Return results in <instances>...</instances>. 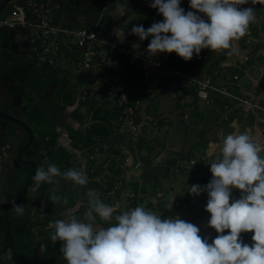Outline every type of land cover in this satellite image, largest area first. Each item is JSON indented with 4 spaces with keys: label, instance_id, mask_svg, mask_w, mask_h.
<instances>
[{
    "label": "rangeland",
    "instance_id": "rangeland-1",
    "mask_svg": "<svg viewBox=\"0 0 264 264\" xmlns=\"http://www.w3.org/2000/svg\"><path fill=\"white\" fill-rule=\"evenodd\" d=\"M50 1L52 2V0ZM137 1L142 11L145 10L143 13L130 12L125 8V3L123 2L117 1L115 3L119 5L118 9L113 12V16L108 15L106 19L107 23H110V31L113 30L114 35L123 34L126 38H129L134 42V45L131 46L133 48L137 45L142 46V48L137 47V51H140L138 53L145 55L147 58L160 59L165 64L182 60L175 52L158 53L155 56L149 55L147 47L152 37L141 41L138 36L131 33V27L134 24H142L147 29L154 22L164 20L158 9L149 6L154 0ZM243 6L257 9L255 11V19L250 22L252 35L247 37V40L241 38L232 40L228 49H202L201 51L205 53L203 58L208 63L216 60L215 58L219 60V65L215 68V79L217 81L226 85L231 91L237 89L236 86H238L239 89L237 90L242 92L247 99L259 101L264 99V2L258 0L256 5H252L251 0H249L248 5H241L240 7ZM180 7L184 8L185 12L192 11L189 7V0H181ZM197 14L204 16L202 13ZM81 23L85 24L83 21ZM257 29L258 31L255 33L254 31ZM30 33L32 34V40L35 42V31L30 29ZM167 35L170 36L171 33ZM64 57L68 59L67 56ZM118 57L119 55H115L112 60L115 70L124 66L121 64V58ZM65 62L66 60H61V64L63 63L66 70L71 73L70 67ZM133 63L134 59L130 58L129 64ZM236 68L241 69L243 74L238 79L232 80L231 78L235 74L234 70ZM107 70V68L103 69L105 73ZM142 70L146 72L145 79L148 77L150 79L147 85L140 83L138 86L139 91H141V98L137 102V106L138 114L141 115L142 121L133 128L132 133L127 128L119 129L117 132L120 135L113 141L114 143H101L100 146L104 148V153L98 156L95 162L89 160V152H82L73 147L68 130V125H72L75 129L84 130L87 128L91 121V114H86L87 109L83 107L81 112L84 113L87 122L86 124H81L73 116V109L77 106H70L66 109L62 121L56 126V130L59 133V138H61L60 144L62 143L61 145L65 146L74 155L73 163L67 169L76 168L80 165L89 178L87 170L91 169L92 172L103 164L105 170L93 178L105 185L107 176L114 174L115 170L120 168L122 172L117 174L116 185L119 186L122 182V185L125 184V189L114 206L117 207L116 209L129 211L137 206H142L146 210L150 209L157 214H161L162 219L179 217L199 227L201 237L209 238V243H212L220 234L207 225L210 219V213L205 211V205L209 198L208 194L203 192L198 196L191 195L188 192V188L195 184L204 186L206 183L205 177H212L210 172L211 163L215 162L216 158L221 155L223 141L228 134L247 133L253 139L263 133L264 123L260 119L263 113L257 112L249 106H243L245 110L241 111L242 113L240 114L243 120H234L230 125L223 126L224 124L221 125L220 121H222L225 113L221 111L217 104L212 102L209 104L207 100H203L199 96L195 98L191 91H184L183 82L182 84H174L173 82L168 84V77L171 76L169 72H164V70L162 71L147 64ZM70 75V83L73 82V85L76 83L80 92L83 93L84 90H87V87H90L91 83L89 80L80 84L79 79L73 73ZM205 75H207L206 72H204L203 76ZM48 93H53L52 88L48 90ZM15 100L22 106L27 103V101L17 97H15ZM241 106L238 103L235 105L238 108ZM258 113L260 118H258ZM253 114L256 115L255 118ZM21 115V118L27 121V115L25 116L24 113ZM15 129L18 133L17 136L10 137L6 141V147L0 149V193L5 185L6 172H9V168L15 165L18 144L27 138L26 133L22 129L17 127ZM142 140L152 147L151 151L144 148L139 149L135 146L137 141ZM112 145L113 148L119 149L118 154L114 153ZM206 150L209 155L208 167L202 172H197V166H194L195 168L189 167V163L186 162L189 160L187 156L194 152L200 158L202 152ZM138 151L141 152L139 155H144V160H141L139 166L132 170L131 168L137 163L135 156ZM114 160L116 166L111 170L110 166L112 165L111 163H115L113 162ZM179 165H182L184 169L178 168ZM168 167L171 168L173 175L165 178L164 175L167 173ZM155 175L160 178L159 186L154 180ZM135 183H139L140 193L139 191L138 193L134 191ZM31 187L30 196L33 197L37 188L36 183ZM142 187L146 189L145 194L147 195L141 191ZM157 192L162 196L160 202L155 198ZM97 194L103 202L108 201L109 197L104 191L97 192ZM84 195L77 196L78 202L75 207H62L60 209L53 207L49 213L42 210V200L33 199L29 202L22 201L20 204L24 205L25 211L23 215L28 220L44 221L47 216L57 218V220H65L73 215L78 218V214L87 210L88 197L86 194ZM238 195H240L238 190L233 188L231 197L239 199ZM231 202L232 199H230ZM154 204L157 205L154 206ZM80 207L83 208V211L78 212V214L75 213ZM153 207L155 208L153 209ZM57 216H59V219ZM107 227V225L103 226L98 223L93 224L94 231ZM209 229L213 233L208 231ZM33 230L37 233L36 227ZM229 233L230 230H225L224 234ZM11 257L12 252L10 250L7 258Z\"/></svg>",
    "mask_w": 264,
    "mask_h": 264
},
{
    "label": "clouds",
    "instance_id": "clouds-1",
    "mask_svg": "<svg viewBox=\"0 0 264 264\" xmlns=\"http://www.w3.org/2000/svg\"><path fill=\"white\" fill-rule=\"evenodd\" d=\"M248 3L249 0H189V7L196 12H185L180 7L181 0H154L149 6L158 9L164 20L154 22L147 29L134 24L131 33L141 41L152 37L147 47L151 56L175 52L190 61L202 49H228L232 40L243 37L255 19L254 7H239ZM257 3L258 0H251L252 5ZM261 151L262 145L247 133L228 134L221 155L211 163L212 179L204 186L195 184L188 188L191 195L208 194L207 225L220 234L212 243L209 238H202L200 228L192 223L179 217L162 219L161 214L142 206L114 215L117 209L105 204L94 189L86 193L88 208L82 219L73 215L49 222L48 228L53 230L50 239L61 242L60 252L67 264H264ZM56 177L70 180L74 185L88 184L82 169L61 172L52 163L46 168L37 167L33 179L39 187L43 183H58ZM233 188L241 191L239 199L231 197ZM49 199L67 204L66 198L56 194ZM11 203L17 215L24 214V205ZM46 206L41 203L42 209ZM97 217L105 222L114 219L116 223L94 231ZM225 230L230 233L224 234ZM242 232H254L251 246L240 238Z\"/></svg>",
    "mask_w": 264,
    "mask_h": 264
},
{
    "label": "trees",
    "instance_id": "trees-1",
    "mask_svg": "<svg viewBox=\"0 0 264 264\" xmlns=\"http://www.w3.org/2000/svg\"><path fill=\"white\" fill-rule=\"evenodd\" d=\"M31 1L41 5L48 4V2H50V6L56 9L55 21L74 28L82 25L80 20H83V22L87 25H91V23L88 21L89 19L92 22H97L107 0H87V2L80 9L72 7V5H70L66 0L65 2H61L59 0H52V2L50 0H26L25 7L27 9L26 13L28 19L32 18V14L27 8L29 7L28 4ZM117 1L125 3V8L130 12H140L142 10L138 1L136 0H114L110 3V10ZM14 10V7L11 6L6 11L4 16L12 14ZM71 10H75L81 19L78 20V15L77 18L75 16H71ZM83 17H85V19ZM106 19L107 18L102 21L99 29L107 36H110V23H107ZM9 29L10 28L8 26L0 27V84L2 81L6 82L9 92L13 93L21 100L27 101L25 104L26 111L24 113L25 116L27 115V121L24 119L23 121L30 125L35 134V140L32 145L35 151V156L33 159L37 162L38 167L44 166L46 168L49 163H52L55 164L61 170V172H63L66 171L68 166L73 163V153L69 152L66 147L59 145V133L56 130L57 124L62 121L66 109L70 106H77L75 109H73V116L79 120L81 124H86L87 122L84 113L81 112V109L86 107V114H91L90 124L84 130L75 129L72 125H68L69 136L72 140V145L74 148L82 152H91L94 150V146L97 144L98 138L102 143H114L113 141H115L120 135L117 132L118 129L116 130L113 124L115 118H117V115L119 114V109L116 107L112 108L107 106V104H105L103 101V97L98 95L100 92H97L96 96L90 95L93 86H96L97 82L95 85L87 87L88 94L83 96L82 92L79 91L78 85L76 83L73 85V82L70 83V74L73 73L72 69L70 68V73L69 70H66V67L61 64V62H59L57 67H47L48 70L44 74L40 71L42 66L38 63L36 53L32 56L27 55L24 57H19L18 55H15L11 52ZM257 31L258 29L254 32L256 33ZM39 49L40 47H37L35 52ZM204 54L205 53L203 51L200 52L199 56H196L194 53L193 59L190 61H185L184 59L177 62L172 61L171 66H175L178 69L197 77H202L204 72H206L207 75L212 78V82L214 84L218 86L221 85V83L215 79V68L219 65V60L215 58L216 60L208 63V61L204 60L203 58ZM63 56H67L68 59L73 57L77 58L76 54L73 55L66 48H64V51L59 54L60 61L62 58L65 59ZM114 56L115 55L112 56V60ZM118 58H121V64L124 66L121 69L113 70L110 77L114 82H116L121 80L119 76L121 75L122 71L125 70L129 73L130 79L132 80V104L135 105L141 98V91H139L138 88L139 84L143 83L144 85H147L150 79L149 77L145 79V71L142 69L136 70L134 67L129 65V58L127 56L119 55ZM157 60L163 61L160 59ZM234 73L235 74L231 78L232 80L235 79V76L240 77V75L243 74L242 70L239 68H236ZM77 79H79L80 84L87 82V79H82L79 77H77ZM172 82L174 84H182L183 81H175L171 77H168V84H171ZM102 86L104 89L106 88L103 84ZM182 87L184 91H191V94H193L195 98H198V94L194 90V87L191 88L185 83L182 85ZM50 88L53 90V93L51 94L48 93ZM236 88L239 89L238 86H236ZM97 89H99V87ZM237 89H235L233 92L239 96L246 97ZM252 101L260 103L264 106V99L259 101L253 99ZM211 102L217 104L222 112H227L230 120L236 119V116L238 113H240L239 110L245 108L241 106L239 108L237 107L232 109L236 105V102L219 93L218 91L213 90L210 94L209 104ZM200 114L204 117L202 113ZM136 121L137 123L142 121L141 115L138 113L136 115ZM13 125L14 124L11 122L9 126L10 128L4 134L1 146L6 144V140L9 135L15 134ZM24 132L26 133L27 138L25 141H21L19 143L18 149H20L21 146L29 140L28 132ZM135 146L139 149L144 148L148 151L152 150V147H150L143 140L137 141ZM112 149L114 153H119V149L117 150L113 148V145ZM193 156H195L194 152L190 153V155L187 156V159H190ZM16 157L17 154L15 155V158ZM113 162H115V160ZM111 164L112 165L110 166V169L113 170L116 166V162ZM91 165H93V163H91ZM76 168L82 169L80 165H78ZM104 170L105 168L103 164L99 165L98 168L94 169L92 172L91 169L87 170V173H89V178L88 184L86 186L74 185V183L70 180H65L62 177H56L55 179L58 181V183L41 184L34 191L33 197L30 196L31 187L28 193L25 195L23 202H29L33 199L42 200L47 205L42 210L46 213H49L53 207L57 209L62 207H75L78 202L77 196H85L84 194H86L89 189H94L97 191H104L105 193L114 191V194L111 195L108 201L104 203L115 206L117 201L121 198L123 190L125 189V186H123L122 189L115 188L117 186V174L121 173L122 171L120 168H118L115 170L114 174L108 175L104 185L101 181L93 178L95 175H98ZM32 171L33 168L30 165H24L21 168H17L15 165L11 166L9 168V172H7L5 175V185L0 193V203H11L12 201L17 202L20 198L23 187L32 174ZM197 172L202 171L199 170ZM172 175L173 173L171 172V168L168 167V171L164 177L169 178ZM211 179L212 177L206 176L205 185L208 184ZM154 180L159 186L160 178L155 175ZM35 183L36 182L34 181L33 184ZM134 191L138 193L139 183L134 184ZM141 191L144 194L146 193V189H144V187L141 188ZM52 194L66 198L67 204H64L62 201L59 203L51 201L49 197ZM87 208L88 207H86V209ZM154 208L155 207H153V209ZM82 211L83 208L80 207L75 213L78 214V212ZM0 214L9 216L14 245V248H12L10 245V234L6 220L0 219V264H67L63 254L60 252L61 242H53L50 239V234L53 230L48 228V224L50 221L57 220V218L55 219L51 216H47L44 221H32L26 219L24 215H17L13 209L3 208H0ZM83 214L84 213L78 214V218L82 219ZM118 214H121L120 209H117L116 213H114V215ZM57 217L59 219V216ZM95 223L101 224L103 226L107 225L109 227L110 224H115L116 221L113 219L112 221L105 222L97 217ZM34 227L37 228V233L34 232ZM10 250L12 252V257L7 258V254Z\"/></svg>",
    "mask_w": 264,
    "mask_h": 264
},
{
    "label": "built area",
    "instance_id": "built-area-1",
    "mask_svg": "<svg viewBox=\"0 0 264 264\" xmlns=\"http://www.w3.org/2000/svg\"><path fill=\"white\" fill-rule=\"evenodd\" d=\"M114 0H107L100 13L99 19L95 24L87 25L82 24L78 27H69L63 23L55 21L56 9L48 4H36L31 1L27 7L32 18L28 19L26 13V4L13 3L14 11L12 14L0 17V27L8 26L10 28L21 26L27 27L35 31V37L39 42V50H36V57L38 63L45 67H57L59 62V54L64 51V48L69 50L73 55L76 54L77 58L62 59L66 60L65 63L72 69L73 74L76 77L82 79H91L94 77V69L98 66L108 64L112 60L113 55H125L128 62L134 59V63L131 64L136 70L142 69L146 64L152 65L161 69L164 72H169L172 79L182 80L189 87H194L198 96L203 100L210 102L211 91H218L224 96L232 99L242 106H249L257 112L264 114V106L260 103L247 99L246 97L239 96L238 94L230 91L226 85H216L212 82V78L208 75L197 77L191 75L188 72H184L171 64H165L164 61L147 58L145 55L138 53L120 43L115 42L102 32L99 27L102 21L111 14L110 3ZM116 1V0H115ZM83 21V20H80ZM252 35L250 24L247 33L241 37L243 40H247V37ZM37 49V48H36ZM63 64V63H62ZM130 65V64H129ZM121 80L114 82L109 74L98 73L97 74V87L94 86L90 92L91 96L98 95L103 97V101L109 107H116L119 109V114L115 118L113 124L116 129L127 128L132 133L133 128L138 124L136 121V115L138 113L137 104L133 103V94L131 91L132 80L130 79L127 71H122L119 76ZM238 79V76L234 77ZM102 84L106 87L103 88ZM99 87V89H97ZM97 89V90H96ZM84 93V94H83ZM83 96L88 94L87 90L83 91ZM127 126V127H126ZM129 128V129H128ZM131 128V129H130ZM101 140L97 139V144L94 146V150L89 152V160L95 162L98 156L104 153V148L100 146ZM141 152H136L135 159L137 163L134 164L132 170L139 166L141 160H144V155H139ZM201 154V153H200ZM202 156L199 158L195 153V156L191 157L188 161L189 167L195 168L197 171H204L209 164V155L207 150L203 151ZM200 160V161H198ZM191 164V165H190ZM178 168L184 169L182 165ZM125 184L116 186L117 189H122ZM96 192H103L97 191ZM106 192L107 197L114 194V191ZM159 202L162 196L157 192L155 196ZM157 201V202H158ZM130 204V202H128ZM157 204H154L156 206ZM126 212L122 209L121 213Z\"/></svg>",
    "mask_w": 264,
    "mask_h": 264
},
{
    "label": "crops",
    "instance_id": "crops-1",
    "mask_svg": "<svg viewBox=\"0 0 264 264\" xmlns=\"http://www.w3.org/2000/svg\"><path fill=\"white\" fill-rule=\"evenodd\" d=\"M137 1V0H136ZM19 4V3H18ZM24 4H25V2H24ZM249 4V3H248ZM248 4H246V5H248ZM21 5V4H20ZM116 5V4H115ZM118 7H119V5H116V7L115 8H113V9H111V14L110 15H112L113 16V12H115L117 9H118ZM240 7V6H239ZM244 7V6H243ZM192 11H194V12H196L195 10H193V9H191ZM257 10V9H256ZM145 11V10H144ZM144 11H140L139 13H143ZM259 15H262V14H259ZM257 17H259V16H257ZM18 27V26H17ZM19 27H21V26H19ZM10 28V27H9ZM21 28H23V30L24 31H26V32H28L29 33V35H30V37L28 38L27 37V35L24 33V32H20V33H18L17 34V36L14 38V39H11V36H10V49H11V52L12 53H14L15 55H18L19 57L21 56V57H24L26 54H24V51L25 50H27V46L25 45H23V42H29L30 43V41H31V44L32 43H34V41L32 40V34L30 33V29L29 28H27V27H21ZM110 38L112 39V40H114L115 42H117V43H120V44H122V45H124V46H126V47H128V48H131L132 50H134V51H137V46L136 47H131V46H133L134 44V42L133 41H131L129 38H126L123 34L122 35H114L113 34V30H111V32H110ZM30 40V41H29ZM36 40V39H35ZM39 42H38V40L37 41H35V47L30 51V47H29V55L30 56H32L33 54H35V49L37 48V47H39ZM138 48H142V46H138ZM137 52H140V51H137ZM64 57V56H63ZM42 67H45V66H42ZM104 68H107L108 70H107V72L105 73V71H103V69ZM95 71L93 72L94 73V77H91V79H89V81H90V83H91V85L90 86H93V85H95V83L98 81V79H97V74L98 73H103V74H109V76L111 75V73H112V71L113 70H115L114 69V66L112 65V60L108 63V64H105V65H102V66H98L97 68H95L94 69ZM87 82H88V80H87ZM219 82V81H218ZM260 100H262V99H260ZM241 105V104H240ZM235 108H237V107H233L232 109H235ZM245 110V108L244 109H241V110H239L240 111V113H238V115L236 116L237 118L236 119H231L230 120V118H229V116H228V113L227 112H224L225 113V115H224V117L222 118V121H220L221 122V125H223V126H227V124H231L234 120H237V121H239V120H243V118L241 119V116H240V114L242 113L241 111H244ZM258 115V118H260L259 117V113L257 114ZM253 116H254V118L256 117V115H254L253 114ZM261 121L264 123V114L261 116ZM230 122V123H229ZM264 130V129H263ZM231 134V133H230ZM264 131H263V133H261V134H259L258 136H256V137H254L253 138V141L254 142H259L261 145H262V151L260 152V156L261 157H264ZM59 140V145H61L60 144V139L61 138H58ZM18 143H19V141H18ZM19 145V144H18ZM63 146V145H62ZM65 147V146H64ZM1 149V148H0ZM7 173V172H6ZM6 179V178H5ZM238 190V194H240L241 195V191L239 190V189H237ZM240 195H238V197L240 198ZM208 231H210V232H212L213 233V231H211L210 229L208 230ZM254 235V232H247V233H244V232H242L241 234H240V238L244 241V243H246V244H248L249 246H251L253 243H254V241L252 240V236Z\"/></svg>",
    "mask_w": 264,
    "mask_h": 264
},
{
    "label": "water",
    "instance_id": "water-1",
    "mask_svg": "<svg viewBox=\"0 0 264 264\" xmlns=\"http://www.w3.org/2000/svg\"><path fill=\"white\" fill-rule=\"evenodd\" d=\"M26 0H0V17L1 16H4V14L6 13V11L11 7L13 6V3H19V4H24ZM70 5H73L71 2H69ZM85 19V17H83ZM91 24H95V22L91 21L90 19L88 20ZM20 32H24L27 37L29 38L30 35L28 32L24 31L23 28L21 27H13V28H10L9 29V34L11 36V39H14L18 33ZM48 70L47 67H41L40 68V71L43 72L45 74V72ZM13 113V112H12ZM12 113L8 114V113H5V112H2L0 111V117H2L3 119L7 120V121H11L17 125H19L21 128L25 129L28 134H29V140L28 142L21 148V150L18 152L17 154V157L15 158V166L17 168H21L22 166L24 165H30L32 166L33 168V171H32V174L30 176V178L28 179L27 183L25 184V186L23 187V190L21 192V195H20V198L19 200L16 202L17 204H20L25 195L28 193V191L30 190L31 186L33 185V182H34V175H35V171L38 167V164L37 162L34 160V159H28V160H25L23 159V155H25L26 157H28L31 152H32V149H31V146L33 145L34 143V140H35V134L32 130V128L30 127L29 124L25 123L24 121L18 119L16 116H14ZM6 126H4V128L2 129V131H0V139L3 135V131L5 129ZM0 208H3V209H13L12 207V203H0ZM117 208V207H115ZM0 219H5L6 220V224H7V227H8V230H9V234H10V245L12 248H14V245H13V238H12V234H11V227H10V220H9V216L8 215H3V214H0Z\"/></svg>",
    "mask_w": 264,
    "mask_h": 264
},
{
    "label": "flooded vegetation",
    "instance_id": "flooded-vegetation-1",
    "mask_svg": "<svg viewBox=\"0 0 264 264\" xmlns=\"http://www.w3.org/2000/svg\"><path fill=\"white\" fill-rule=\"evenodd\" d=\"M59 1H61V2L64 1L65 2V0H59ZM66 1L68 3L71 2L73 4L72 7H75V8H78V9H80L87 2V0H66ZM70 15L71 16H75L77 18L78 13L75 10H71ZM78 17H79V15H78ZM79 19H81V18L79 17L78 20ZM35 41H37V39ZM23 45L24 46L26 45L28 47L27 50L24 51V54H26L25 56H27V55H29V52L35 47V42L31 44V41H30V43L27 41V42H23ZM29 47H30V51H29ZM7 88H8V86L6 85V82H3L2 81L1 84H0V111L5 112V113H8V114H10V113L13 112L12 114L14 116H16L18 119H20V120L23 121V118H21L22 117L21 114L25 113V111H26L25 105L24 106L20 105V103H18L15 100V97L16 96L13 93L9 92ZM10 123H11V121H7V120L3 119L2 117H0V131H2V129L4 128V126H6L5 129H4V131H3V135H2V137L0 139V148H2V149H4L6 147V145L1 146V142H2V140L4 138L5 132L10 128L9 127L10 126ZM13 124H14L13 125V127H14L13 129L15 131V134L9 135L7 137V140L10 137L17 136L18 133H17V130L15 129V127L23 130V128H21L19 125L15 124V123H13ZM23 131H26V130L24 129ZM25 144H23L21 146V148ZM21 148L20 149H17L16 154H18V152L21 150ZM31 149H32L31 154L28 157H26L25 155H23L22 156L23 159H25V160L33 159V157L35 156V151H34L33 146H31Z\"/></svg>",
    "mask_w": 264,
    "mask_h": 264
}]
</instances>
